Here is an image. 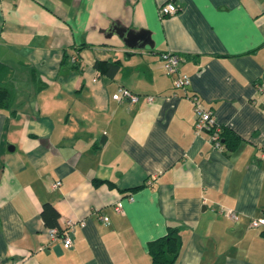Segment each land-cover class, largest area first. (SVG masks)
<instances>
[{"label": "crops", "instance_id": "1", "mask_svg": "<svg viewBox=\"0 0 264 264\" xmlns=\"http://www.w3.org/2000/svg\"><path fill=\"white\" fill-rule=\"evenodd\" d=\"M0 86V264H152L169 225L178 264H264V0H0ZM121 86L140 100L117 101ZM187 92L228 127L223 150ZM46 203L74 222L71 247Z\"/></svg>", "mask_w": 264, "mask_h": 264}, {"label": "built area", "instance_id": "2", "mask_svg": "<svg viewBox=\"0 0 264 264\" xmlns=\"http://www.w3.org/2000/svg\"><path fill=\"white\" fill-rule=\"evenodd\" d=\"M179 7L172 1L161 5L159 12L161 16H167L177 13ZM163 58V68L168 75L174 77V85L177 89L187 90L191 85V78L186 73L179 72V68L183 58L180 54L175 52H164L162 54ZM187 94H189L187 92ZM190 100L193 104L194 114H195V132L199 134L202 130H208L210 132L209 140L212 145L219 150H223V125L218 123L212 110L205 105L202 99L197 94H189ZM140 95L131 91L129 88L121 86L118 88L114 94V98L117 101L128 100L130 103H135L140 100ZM149 102L154 100L153 96H147ZM61 181H57L53 184L54 187H58ZM118 211H121V207H117ZM220 212L225 214L227 217L238 220L239 214L231 208L221 207ZM103 218V217H102ZM74 222L72 220H66V227L58 228L54 227L49 230L50 236L53 238L62 237L66 247H71L73 245V240L70 232L72 231ZM264 224V218H254L251 221L253 227H259Z\"/></svg>", "mask_w": 264, "mask_h": 264}, {"label": "trees", "instance_id": "3", "mask_svg": "<svg viewBox=\"0 0 264 264\" xmlns=\"http://www.w3.org/2000/svg\"><path fill=\"white\" fill-rule=\"evenodd\" d=\"M106 65L104 62H98L97 66L101 68ZM10 92L7 88L0 86V108L9 106ZM228 127L223 126L222 137ZM113 185V183H111ZM42 216L49 227H60L59 219L61 213L51 203L44 204ZM182 227L169 225L167 233L159 238L149 242L148 249L152 264H178V257L182 247Z\"/></svg>", "mask_w": 264, "mask_h": 264}, {"label": "water", "instance_id": "4", "mask_svg": "<svg viewBox=\"0 0 264 264\" xmlns=\"http://www.w3.org/2000/svg\"><path fill=\"white\" fill-rule=\"evenodd\" d=\"M113 32L118 33L125 40V42H127V44H129V45L132 44L131 42H132L133 38L136 36L135 31L129 30L126 28H121V27H118L117 25H115ZM146 33H148V31L143 30V31H141L140 34L144 35Z\"/></svg>", "mask_w": 264, "mask_h": 264}]
</instances>
